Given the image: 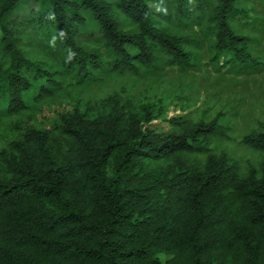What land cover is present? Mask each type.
<instances>
[{"label": "trees", "instance_id": "1", "mask_svg": "<svg viewBox=\"0 0 264 264\" xmlns=\"http://www.w3.org/2000/svg\"><path fill=\"white\" fill-rule=\"evenodd\" d=\"M211 71L264 73V0H0V264H264V118L168 113Z\"/></svg>", "mask_w": 264, "mask_h": 264}, {"label": "rangeland", "instance_id": "2", "mask_svg": "<svg viewBox=\"0 0 264 264\" xmlns=\"http://www.w3.org/2000/svg\"><path fill=\"white\" fill-rule=\"evenodd\" d=\"M150 6L152 11H158L159 9L157 3H150ZM121 20H123L125 28H130V24L124 20V18H121ZM215 76L216 75H213V73L212 75L208 73L207 75L202 73L194 76L183 75V84L187 87V90H185L183 100L176 103L178 105L169 106V116L185 115L190 112L199 114L205 107H211L210 113L214 115L218 109L222 108L224 111L228 112L233 122V128L228 135L239 141L246 125L243 118L245 113H253L254 117L260 119L264 118V73L254 75L255 78L250 77L246 89L238 85V94H235L232 98L227 97L226 94H223V97L214 95L215 92L221 91L224 88V84L217 85L214 83ZM238 80V83L242 82L241 79ZM190 85L193 87L192 97L190 101H187L186 96L189 93ZM242 97L244 98L243 100L241 99ZM227 101H229V104ZM183 107H185V111L182 110ZM254 117L250 119H254ZM153 124L155 127H158L159 130H168L169 128V125L161 120H156ZM209 145L211 148L217 147L220 153L233 155L235 158H238L243 165L248 162L255 164L263 159L262 155L237 146L236 142H216L214 139H211L209 140Z\"/></svg>", "mask_w": 264, "mask_h": 264}]
</instances>
